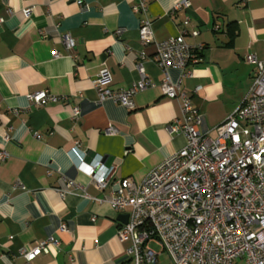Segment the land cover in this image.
<instances>
[{"label": "crops", "instance_id": "0c3cea01", "mask_svg": "<svg viewBox=\"0 0 264 264\" xmlns=\"http://www.w3.org/2000/svg\"><path fill=\"white\" fill-rule=\"evenodd\" d=\"M80 1L0 0V152L7 153L0 158V264H26L21 251L50 237L57 245L31 264H131L124 256L130 241L116 238L117 217L126 213L98 200L123 179L141 183L186 144L168 128L181 102L161 92L155 41L178 35L187 18L198 32L185 40L203 45L200 62L183 75L167 72L211 137L252 83L254 65L244 55L264 59V0H189L177 10L178 0H145L154 37L146 45L138 39L145 17L133 10L138 0ZM102 68L114 90L132 88L142 74L151 85L135 92L132 108L100 102L93 80ZM37 91L65 100L36 106L27 95ZM109 125L115 134L104 133ZM98 160L110 171L103 190L87 172ZM158 264H168L166 255Z\"/></svg>", "mask_w": 264, "mask_h": 264}, {"label": "built area", "instance_id": "2783aa9c", "mask_svg": "<svg viewBox=\"0 0 264 264\" xmlns=\"http://www.w3.org/2000/svg\"><path fill=\"white\" fill-rule=\"evenodd\" d=\"M190 4L178 0L173 10L187 9ZM133 10L145 15L138 28L140 44L154 41L146 1L138 0ZM29 12L23 10L26 17ZM188 26L187 18L178 35L155 41L153 57L165 75L160 83L162 94L181 102V115L168 128L185 136V146L163 159L141 183L123 179L107 198L98 201H107L128 215L127 222L118 225L116 238L130 241L124 256L131 264H158L162 254L168 264H264V59L251 52L244 55L254 70L242 104L215 127L214 137L201 133L200 114L191 97L179 90L180 81L173 82L167 72L173 68L183 75L187 67L200 62L203 45L186 42L187 34L198 33L190 32ZM63 40L67 49L73 47L69 35ZM110 82L111 72L100 69L93 80L98 100L110 99L126 108H132L136 91L151 85L144 74L132 88L114 90ZM27 98L36 106L65 100L48 91L30 93ZM79 113L78 107L72 109L74 117ZM104 133L112 135L116 129L109 125ZM6 156L0 152L1 159ZM87 172L98 189L108 186L110 171L103 169L100 160ZM56 245L57 240L50 237L20 254L31 264Z\"/></svg>", "mask_w": 264, "mask_h": 264}, {"label": "water", "instance_id": "95a60500", "mask_svg": "<svg viewBox=\"0 0 264 264\" xmlns=\"http://www.w3.org/2000/svg\"><path fill=\"white\" fill-rule=\"evenodd\" d=\"M117 220L122 223V224H125L127 222V215L126 214H120L118 217H117Z\"/></svg>", "mask_w": 264, "mask_h": 264}]
</instances>
